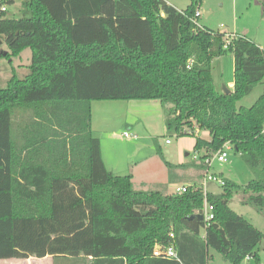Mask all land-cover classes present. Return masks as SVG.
<instances>
[{"label": "trees", "instance_id": "trees-1", "mask_svg": "<svg viewBox=\"0 0 264 264\" xmlns=\"http://www.w3.org/2000/svg\"><path fill=\"white\" fill-rule=\"evenodd\" d=\"M196 4L22 0L20 17L0 12V58L31 51L26 71L12 68L0 87V259L207 264L210 249L230 264L257 259L264 233L229 201L239 190L240 203L264 218V92L249 107L237 105L264 82V49L244 35L224 48L225 32L191 22ZM226 52L233 56L228 94L215 89L211 74L213 59ZM132 99L164 104L168 133L207 132V139L193 135L194 151L204 152L186 164L201 171L199 180L208 152L224 143L243 158L252 178L241 186L223 178L219 193L206 192L214 208L208 225L197 217L200 186L138 190L130 174L106 168L92 102ZM156 153L172 166L158 146ZM170 244L178 259L153 255L154 246Z\"/></svg>", "mask_w": 264, "mask_h": 264}, {"label": "rangeland", "instance_id": "rangeland-1", "mask_svg": "<svg viewBox=\"0 0 264 264\" xmlns=\"http://www.w3.org/2000/svg\"><path fill=\"white\" fill-rule=\"evenodd\" d=\"M7 6V16H21L22 0H13ZM178 10L185 9L190 0H165ZM200 15L196 18L200 26L214 32H230L245 35L264 49V0H197L196 9ZM1 44L0 49H5ZM31 58L30 49H24L18 56L6 60L0 58V87H4L11 75L12 68L19 76L26 71L25 66ZM211 74L215 89L223 91L233 81V56L231 52L218 56L212 61ZM264 92V82L256 84L251 92L241 98L238 106L249 107ZM92 104V131L100 140L101 152L107 169L117 174H130L133 186L138 190H159L174 192L176 186L198 185L202 187L201 173L195 166L186 165L197 161L204 148L194 151V136L208 138L206 131L193 128L185 129L184 135L168 133L165 128L166 106L156 99H132L122 101L99 100ZM120 102V103H116ZM196 130L198 133H195ZM123 131L135 134L136 138H125ZM192 134L189 135V132ZM194 135V136H193ZM168 140V142H165ZM159 147L164 158L172 164L168 168L156 153ZM209 174L227 178L237 185L250 181L252 174L239 153L232 148L227 150V161L219 163L212 159ZM205 172V171H204ZM203 172V174H204ZM207 192L219 193L222 188L214 181H207ZM241 191L235 190L229 206L237 213L251 219L254 226L264 233V218L254 209L240 203ZM257 261L252 264H264V249L256 248ZM0 264H53L51 258L29 259L4 262ZM243 260L240 264H245ZM60 264V263H58ZM207 264H230L214 250H209Z\"/></svg>", "mask_w": 264, "mask_h": 264}, {"label": "built area", "instance_id": "built-area-1", "mask_svg": "<svg viewBox=\"0 0 264 264\" xmlns=\"http://www.w3.org/2000/svg\"><path fill=\"white\" fill-rule=\"evenodd\" d=\"M7 10V6L4 4H0V12H5ZM200 13L196 10V12L194 13V16L192 18H190L191 22L197 26L200 27V25L197 23L196 18L199 17ZM225 44H224V48H226L230 42L237 37V35H235L234 33H230V32H225ZM263 131H264V122H263ZM195 133H198V131L196 130ZM122 136L125 138H136L135 134L129 133L128 131H123L122 132ZM165 142H168V140H166ZM230 144L228 143H224L222 145V147L220 149H218L216 152L213 153L212 159H216L219 163H224L227 161V150L230 149ZM208 163V169L210 167V163H211V159L206 161ZM208 169L205 171L204 176H203V185L201 187L202 192H203V208H202V219L204 221V225H208L209 221L212 220L214 218V208L213 206L207 201L206 199V189H205V185L207 181H214L216 182L218 185L223 186L225 181L222 177L216 176L214 174H209L208 173ZM193 186L191 185H184V186H176L174 188V192L175 193H182L184 191H186L189 187ZM170 237H173V234L170 233L169 234ZM153 255L155 256H164L167 258H177V254L176 251L174 249L173 244H170L168 246H160V245H156L154 246L153 249ZM178 259V258H177ZM252 259V255H247L245 257V260H249Z\"/></svg>", "mask_w": 264, "mask_h": 264}, {"label": "crops", "instance_id": "crops-1", "mask_svg": "<svg viewBox=\"0 0 264 264\" xmlns=\"http://www.w3.org/2000/svg\"><path fill=\"white\" fill-rule=\"evenodd\" d=\"M167 2V1H166ZM168 3V2H167ZM169 4V3H168ZM243 35V34H242ZM245 36V35H244ZM250 39V38H249ZM251 40V39H250ZM254 42V41H253ZM255 43V42H254ZM256 44V43H255ZM258 45V44H257ZM259 47H261L260 45H258ZM227 89H229L230 90V92L232 91V89H233V81L232 82H230L229 83V85H228V87H227ZM223 92V91H222ZM120 101H122V100H120ZM94 102H92V104H93ZM116 103H120V102H116ZM101 155H102V152H101ZM102 159H103V161H104V164H105V160H104V157H103V155H102ZM110 170V169H109ZM112 171V170H111ZM256 212V211H255ZM238 214H240V215H242L241 213H238ZM243 216V215H242ZM245 219H247L250 223H252L253 225H254V223L251 221V219H249V218H247V217H245V216H243ZM260 249V248H259ZM264 249V248H263ZM258 255V254H257ZM48 257H50L51 258V262L53 263V261H52V257L51 256H49V255H47V256H45V257H42V258H35V257H29V258H27V259H16V258H10V259H1V260H5L4 262L6 263L7 261L8 262H10V261H14V262H11V263H16L15 261H25V260H29V259H43V258H48ZM256 258H253L252 257V259H249V260H246V263L245 264H252L251 262L252 261H254V263H256Z\"/></svg>", "mask_w": 264, "mask_h": 264}, {"label": "water", "instance_id": "water-1", "mask_svg": "<svg viewBox=\"0 0 264 264\" xmlns=\"http://www.w3.org/2000/svg\"><path fill=\"white\" fill-rule=\"evenodd\" d=\"M5 52H3V54H4ZM223 93L224 94H228V93H230V90L229 89H227V88H225V87H223ZM191 217H193V216H191ZM190 217V218H191ZM197 217L199 218V219H201L202 218V216L199 214V215H197ZM259 248L260 249H263L264 248V239H262L261 241H260V243H259Z\"/></svg>", "mask_w": 264, "mask_h": 264}]
</instances>
